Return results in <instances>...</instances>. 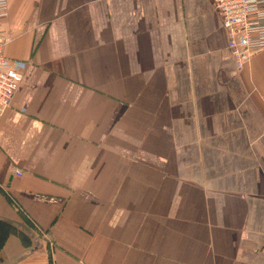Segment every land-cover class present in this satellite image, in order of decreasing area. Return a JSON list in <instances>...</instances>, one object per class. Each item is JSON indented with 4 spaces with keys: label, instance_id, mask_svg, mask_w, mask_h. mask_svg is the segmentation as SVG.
<instances>
[{
    "label": "crops",
    "instance_id": "0c3cea01",
    "mask_svg": "<svg viewBox=\"0 0 264 264\" xmlns=\"http://www.w3.org/2000/svg\"><path fill=\"white\" fill-rule=\"evenodd\" d=\"M2 24L8 263L264 264V49L238 71L211 0H9Z\"/></svg>",
    "mask_w": 264,
    "mask_h": 264
},
{
    "label": "built area",
    "instance_id": "2783aa9c",
    "mask_svg": "<svg viewBox=\"0 0 264 264\" xmlns=\"http://www.w3.org/2000/svg\"><path fill=\"white\" fill-rule=\"evenodd\" d=\"M221 19L226 34L227 50L236 69L241 71L251 59L264 49V0H211ZM9 15V0H0V117L10 108L23 75L11 64L5 54L9 37L4 34L3 20ZM15 177L24 173L12 167Z\"/></svg>",
    "mask_w": 264,
    "mask_h": 264
},
{
    "label": "trees",
    "instance_id": "16d2710c",
    "mask_svg": "<svg viewBox=\"0 0 264 264\" xmlns=\"http://www.w3.org/2000/svg\"><path fill=\"white\" fill-rule=\"evenodd\" d=\"M4 232V233H1ZM9 232H11V228L8 225H3L0 223V250L3 247L6 238H7V234H9Z\"/></svg>",
    "mask_w": 264,
    "mask_h": 264
},
{
    "label": "rangeland",
    "instance_id": "374dc122",
    "mask_svg": "<svg viewBox=\"0 0 264 264\" xmlns=\"http://www.w3.org/2000/svg\"><path fill=\"white\" fill-rule=\"evenodd\" d=\"M4 233V232H1ZM8 236V234L6 235ZM9 261L3 258V254L0 253V264H10Z\"/></svg>",
    "mask_w": 264,
    "mask_h": 264
}]
</instances>
